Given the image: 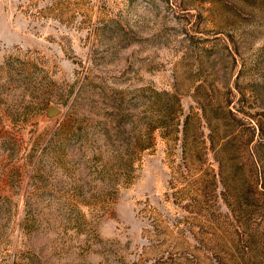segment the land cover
<instances>
[{
  "label": "rangeland",
  "instance_id": "374dc122",
  "mask_svg": "<svg viewBox=\"0 0 264 264\" xmlns=\"http://www.w3.org/2000/svg\"><path fill=\"white\" fill-rule=\"evenodd\" d=\"M0 264H264V0H0Z\"/></svg>",
  "mask_w": 264,
  "mask_h": 264
}]
</instances>
